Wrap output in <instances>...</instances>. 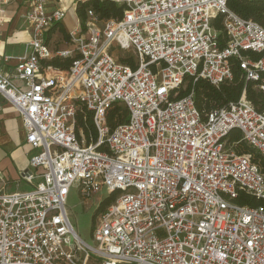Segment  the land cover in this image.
Here are the masks:
<instances>
[{
  "label": "built area",
  "instance_id": "2783aa9c",
  "mask_svg": "<svg viewBox=\"0 0 264 264\" xmlns=\"http://www.w3.org/2000/svg\"><path fill=\"white\" fill-rule=\"evenodd\" d=\"M98 1L122 6V17L87 10L69 50L48 46L50 27L65 18L48 0H28L23 55H5L0 40V96L37 150L21 174L28 190L6 192L0 182V264H264V173L227 143L238 130L264 158V111L242 94L202 118L192 89L179 97L198 79L215 88L231 81L234 64L258 82L264 29L226 0ZM218 17L222 31L213 26ZM55 58L73 60L64 71L43 65ZM112 105L127 120L110 128ZM78 111L92 114L94 141L76 135ZM72 188L82 201L103 189L116 194L94 219V246L70 222ZM241 191L263 204L237 205Z\"/></svg>",
  "mask_w": 264,
  "mask_h": 264
},
{
  "label": "trees",
  "instance_id": "16d2710c",
  "mask_svg": "<svg viewBox=\"0 0 264 264\" xmlns=\"http://www.w3.org/2000/svg\"><path fill=\"white\" fill-rule=\"evenodd\" d=\"M226 5L227 8L237 16L245 20H252L264 29V0H226ZM87 10H92L101 20H108L120 19L122 17L123 7L108 1H78L75 11L82 30H84ZM213 26L216 30L222 31L220 17L214 21ZM57 28L60 29L65 38H68L60 24H55V26L52 25L49 30L52 31ZM247 55L257 60L263 56V53H247ZM72 60V58H55L49 62H45L43 65L64 71L69 69ZM120 61L134 67L132 58L121 59ZM232 73V80L220 85L218 88L213 87L202 79H198L194 83L190 82L186 90L180 91L179 97L186 95L189 93L190 89H192L194 92L193 100L195 107L202 118L211 110L225 108L229 104L237 103L242 94H244L245 99L250 102L257 111H264V91L259 89V85L264 83V71L259 72L258 82L247 81L236 64L232 66ZM126 120V111L121 106L112 105L108 109L106 121L110 128ZM80 130L87 142L96 139V130L92 122L91 113L78 111L75 114V133L78 138H80ZM240 138L239 131L233 130L227 138V143L234 144L233 149L237 154L250 155L252 162L258 165L260 170L264 173V158L240 141ZM115 197L116 194L102 200L95 215H98L108 207L114 201ZM235 203L240 206H248L251 208H256L263 204L261 200H256L253 196L243 191L238 193Z\"/></svg>",
  "mask_w": 264,
  "mask_h": 264
},
{
  "label": "crops",
  "instance_id": "0c3cea01",
  "mask_svg": "<svg viewBox=\"0 0 264 264\" xmlns=\"http://www.w3.org/2000/svg\"><path fill=\"white\" fill-rule=\"evenodd\" d=\"M79 0H48L49 8H61L65 18L71 7L69 26L60 24L68 38H65L59 28L48 31L47 43L53 50H69V33L80 26L76 14ZM1 16L5 19L0 25V40L3 53L18 57L24 54L29 42L30 33L25 22L28 11V0H2L0 2ZM55 26V24H54ZM15 60L10 62L14 65ZM25 131L16 110L0 96V182L6 192H21L29 186L21 180V174L30 169L29 157L37 152L25 142Z\"/></svg>",
  "mask_w": 264,
  "mask_h": 264
},
{
  "label": "rangeland",
  "instance_id": "374dc122",
  "mask_svg": "<svg viewBox=\"0 0 264 264\" xmlns=\"http://www.w3.org/2000/svg\"><path fill=\"white\" fill-rule=\"evenodd\" d=\"M71 9L72 8L70 7L66 18L63 20V23L66 26H69V21L72 12ZM126 54L127 53L123 51L114 49V56L118 60L130 58V55ZM187 87L188 83L187 86L186 84L183 85L180 91L186 90ZM107 197H109L108 193L105 189H103L100 193H98L94 198L90 199L89 201H82L78 194V190L72 188L66 201V209L68 211V216L73 228L77 232L79 238L83 242L91 246L95 245L92 239V230L94 227V219L96 217L95 213L100 202L106 199Z\"/></svg>",
  "mask_w": 264,
  "mask_h": 264
}]
</instances>
